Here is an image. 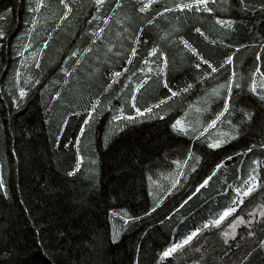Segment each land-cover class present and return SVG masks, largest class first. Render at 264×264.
I'll return each instance as SVG.
<instances>
[{"label":"trees","instance_id":"trees-1","mask_svg":"<svg viewBox=\"0 0 264 264\" xmlns=\"http://www.w3.org/2000/svg\"><path fill=\"white\" fill-rule=\"evenodd\" d=\"M182 2L186 0H153L140 12L141 5L149 0H119V4L105 0L101 11L95 13L100 19L89 26L87 20L92 16L86 13H94L95 5L92 0H75L73 11L58 26V17L63 14L58 0H45L48 7L38 14L27 11L29 0H0V11L5 7L12 9L10 19L0 21L7 32L0 40V179L5 184V189L0 190V262L156 264L158 253L168 243L201 225L211 213L228 206L234 193L226 190L229 185L242 183L250 169L257 167L253 160L262 162L257 171L264 177V148L260 147L264 143V100L261 99L264 90L261 94L250 91L251 73L257 64L264 73V47H261L264 12L260 11L264 0H248L254 11H241L239 0H228L227 4L224 0L215 3L210 0L209 6L214 9L211 14L164 12L165 8ZM33 15L38 17L35 25L31 22ZM216 18L232 21L231 28L216 24ZM150 19L151 25L147 23ZM97 28L103 32L92 45V33ZM49 32L51 37L47 35ZM137 32L149 43L138 45V55L126 65L127 74L105 93L110 71L122 70ZM44 40L49 41L47 47ZM181 40L215 66L228 55L233 56L234 64L213 74L203 84L195 83L190 93L153 109V114L164 116L163 120L159 115L149 118L146 114L138 117L137 123L112 121L110 124L112 116L119 115L121 109L124 116H135L131 108L132 88L145 76L147 83L135 93V103L140 108L155 104L168 94L161 80L167 79L176 88L195 82L197 75L203 74L192 67L196 57ZM108 46L113 47V53L107 52ZM153 46L167 54L163 75L156 71L159 61L147 57V50ZM86 47L91 51L80 56V64H75L76 58L70 53L82 52ZM115 52L122 55L117 57ZM257 53L262 59H257ZM146 57L154 61L149 65L153 71L138 72L143 67L141 60ZM35 60L40 61L39 69ZM61 67L70 75L64 76ZM233 71L236 76L231 95L232 115L226 113L215 129L209 131L215 135L219 130H227L222 122L227 119L238 123L242 119L241 108L253 114L252 120L242 126L237 140L215 152L194 142L197 154L202 157L200 165L195 172H187V179L181 177L177 188L165 195L170 181L162 176L173 173L176 166L172 161H183L188 145L193 143L174 133L171 123L185 117L186 112V119L199 120L205 125L214 119L228 94L227 88L220 85L225 84ZM16 72L21 73L19 79ZM132 73L135 76L128 81ZM28 76L34 78L32 83L39 79L40 84L25 85ZM259 81L258 75L256 84ZM235 84L240 87L236 88ZM17 87H24L28 93L19 108L10 106ZM121 88L124 91L117 96ZM211 89H219L220 96H212ZM57 92L58 98L51 99ZM97 97L101 104L96 111L101 114L80 144L74 146L81 118L73 113L83 114L85 106ZM197 108L201 111L197 112ZM77 152L82 157L81 167L68 176L76 167ZM226 155L232 156V160L225 161L209 185L193 196L199 182ZM157 201L159 207L145 216ZM261 202H264V185L246 198L234 215H245ZM125 212L142 219L125 225L121 218ZM226 226L225 223L223 227ZM251 230L254 235L247 237L248 229L241 226L237 231L245 239H238L240 247L233 244L230 250L219 240L218 232L205 230L194 244L202 246V254L178 252L163 264H192L193 259L201 260V255V264H264V250L258 247L264 239V222L254 223ZM115 233L119 235L113 243ZM249 252L253 255L244 260Z\"/></svg>","mask_w":264,"mask_h":264},{"label":"snow or ice","instance_id":"snow-or-ice-1","mask_svg":"<svg viewBox=\"0 0 264 264\" xmlns=\"http://www.w3.org/2000/svg\"><path fill=\"white\" fill-rule=\"evenodd\" d=\"M153 0H149V3H143L141 7L138 9L140 12H144L148 7L149 4L152 3ZM228 0H224V3L227 4ZM58 3L60 6H62L63 14L58 17V26L60 21H64L69 17V14L73 11L72 4L75 3V0H58ZM92 3L95 5L94 13L86 15H91L92 19L87 20V23L89 26L93 23V21L99 20L100 17L95 15V13H99L101 11V7L105 4V0H92ZM115 3L119 4V0H115ZM212 3H215V0H212ZM210 0H186V2L182 3H175L173 8H165L164 12H171V11H188V12H195V13H201L202 11L204 13H213L214 9L209 6ZM48 5L45 3V0H29V5L27 8V11L29 13H39L42 8H46ZM239 7L241 11H248V10H255V8L252 7L248 3V0H239ZM227 10V9H223ZM11 8L5 7L2 11H0V21H7L10 19L11 15ZM260 11L264 12V3H261ZM157 15H161V13H157ZM154 19V18H153ZM31 22L33 25L37 24L38 17L37 15H33L31 17ZM108 20L107 18L104 19V24H107ZM149 25L153 23V20L150 19L147 21ZM215 23L224 27L231 28L232 21L229 20H223L220 18L215 19ZM195 31L197 33H200L203 35L201 30L199 28H196ZM103 29L97 28L95 32L92 33V39L90 40V44L95 45L96 41L100 39V36L102 35ZM7 35V32L5 29L0 26V40H3L4 37ZM49 37L52 36V33H47ZM137 39H135L132 42L131 51L128 53L127 58L124 60V64L122 65L121 71H110L109 73V82L107 83L106 87H104V92H108L110 88L113 87L114 84H117L119 79L122 75H126L128 72V68L126 65H130L133 62V58L138 55V45L141 43L148 44L149 41L143 39V35L141 32H137L136 34ZM44 46L47 47L49 41L44 40L43 41ZM181 43L184 44V47L192 53L193 56L196 57V63L192 65L197 72H203L202 75H197L195 82H186L183 87H176L170 85V83L167 81V79L161 80L162 87L166 89L167 95L164 96L162 99H160L155 104H150L146 107L140 108L137 107L135 103V93L136 91L141 88L145 83H147L148 77L145 76V79L140 81V83L136 84L135 87L132 88V103L131 108L135 112V116L128 115L124 116L123 111L121 109V113L119 115H113L109 123L111 124L112 121H124L127 124H133L138 122V117H144L146 114L149 116V118H155L156 115H159L158 113L153 114V109H160L162 105H167L169 101H172L174 98H180L185 94H188L191 92V90L194 88L195 83L203 84L206 82L210 77L213 76V74H216L222 70L226 69V66L233 65L234 64V58L232 55L226 56V58L218 65L215 66L209 59L205 58L203 55H201L195 48H193L187 41L181 40ZM261 47H264L262 45ZM91 51L90 47H86L83 49L82 52L78 51H72L70 53L71 57H75V64H80V56H83L85 52ZM108 53H113V47L108 46L107 47ZM17 55H20L19 52H17ZM115 56L120 57L122 54L120 52H115ZM147 57H155L159 61V65L157 68V73L159 75H163L167 68V54L164 51H161L157 46H153L147 50ZM144 58L141 60V64L143 67L137 69L138 72H144L145 69L147 72H152V68L149 67L154 61L149 60L148 58ZM257 59H262L261 54L257 53ZM67 63V58H65ZM37 69L40 67V61L35 60L34 61ZM206 66V68H205ZM27 67V65H25ZM210 70V71H208ZM60 71L64 74V76H69L70 73L65 67H61ZM259 75L260 79V87L264 88V73H261V67L259 64L256 65L255 71L251 73L252 76V84L250 86V91L252 93H256V78ZM15 76L17 79L21 76L20 72H16ZM135 76V73H132V76L128 77V81L132 79V77ZM236 76V73L233 71L227 78L224 85H220L221 88L226 87L228 94L223 97V108L216 113L215 118L211 119L207 122V124L201 123L199 120H188L186 119L188 113H185V117L177 118L171 123V128L174 133L177 135H183L189 139V141L193 142L190 143L187 147V153L184 156L183 161L181 160H173L172 164H174L176 167L173 171V173L168 174L167 176H162L163 179H167L170 181V187L167 188L165 195L171 193L173 189L177 188L181 177L184 179H187V172H195L197 170V167L200 165L201 162V155L197 154L195 150V143L199 142L201 145H206V148L208 150H211L212 152H215L216 150H220L223 148V146L229 144L230 142L237 140L241 134L242 126L252 120L253 114L249 111H247L244 108L239 109V111L242 114V119L238 123H234L231 119H227L225 121H222L223 123H226L227 130H219L216 132L215 135H213L209 130L215 129L217 122L221 121V118L225 116L227 113L229 116L232 115V112L230 111V105H231V95H232V89H233V81ZM32 76H28L24 79V84L28 85L29 87H35L36 84H40L39 79H35L34 83ZM128 81H125V86L127 87ZM46 87V86H45ZM236 88H239V84H235ZM124 91V88L120 89V92L117 93V96L120 95ZM210 93L212 96L219 97L220 91L219 89H211ZM28 93L27 90L24 87H17L16 93L13 94L10 106H14L19 108L21 106V103L25 100ZM60 95L59 92L56 93L55 96H51V99H57ZM209 96V93H205V98ZM261 99L264 100V96H261ZM207 102V99L206 101ZM109 104H111V101H108ZM101 104L100 97L95 98L94 100H90L89 104L85 106L83 114L81 112H75L73 113L74 116L80 117L81 122L79 123V131L75 136L76 144L74 146H78L81 142L82 137L86 134L87 131L91 130L92 127L95 124V121L98 119L99 115L101 113H97V107ZM189 108H192V105H189ZM206 110V109H204ZM197 112L201 111V109L197 108ZM159 118L161 120L164 119L163 115H159ZM66 119V118H65ZM47 123V121H45ZM65 147H69L68 144H65ZM261 148H264V143L260 145ZM249 152L252 151L251 148L248 149ZM232 156L226 155L223 160H221L219 163L215 164V168L212 170V173L202 179L201 182H199L198 186L196 187V191L193 192V196L196 195L201 189L208 186L212 178L216 175V170L220 169L222 166L225 165V161L232 160ZM81 161L82 157L79 152H77L76 155V167L68 172V176H72L74 172L80 169L81 167ZM93 164L96 163L95 160L92 161ZM262 162L253 160L252 164L256 165L257 167ZM191 166L189 167V165ZM257 167H252L247 175L246 179H243L242 183L238 185H229V188L226 191H230L231 193H234L232 196L231 201L229 202L228 206L224 208L222 211L218 213H211L209 218L205 220L201 225L195 226L192 230L188 231L186 234L182 235L179 239H174L166 247L163 248L158 253V258L156 260V264H163V262H166L169 258L174 257V254H177L178 252H187L192 251L194 253H201L202 254V246L195 245V241L198 239V237L205 231H212L215 230L218 232L219 240L222 242L224 246H227L230 250L232 245L235 244L237 248L240 247V245L237 243V240H244L245 236L238 233V229L243 226L244 228H247V237H252L254 235V232L251 230V226L254 223L264 222V202L257 203L255 206H253L249 211L245 213V215H239L237 213L238 209H241V206L245 203V199L249 198L252 194L256 193L259 189H261L262 185H264V177L260 175V173L257 171ZM237 179H241L240 177H237ZM150 182L154 183V181L151 180V177H149ZM5 189V184L2 179H0V190ZM149 195H151V191L149 192ZM163 198L161 197L160 200ZM191 199V197H189ZM159 201L156 202L155 207L148 209L147 212L144 213L145 216L151 215L153 212H155L156 208L159 207ZM115 215V213H113ZM234 216V218H232ZM247 217V219L245 218ZM259 217L260 219L257 220L256 218ZM124 219L125 225L129 223L131 220H141L142 217L135 216L130 217L125 212L123 216L121 217ZM231 218V222H227L228 219ZM227 224L226 227H223L224 224ZM222 229V230H221ZM118 233L114 234L113 243L116 242L115 237L118 236ZM258 247L260 250H264V239L259 241ZM255 251V249L253 250ZM227 255V252L225 253ZM253 255V252H249L245 257L244 260H248L249 257ZM203 259V255H201V260ZM201 260L193 259L192 264H201ZM0 264H9L8 261L0 262Z\"/></svg>","mask_w":264,"mask_h":264},{"label":"crops","instance_id":"crops-1","mask_svg":"<svg viewBox=\"0 0 264 264\" xmlns=\"http://www.w3.org/2000/svg\"><path fill=\"white\" fill-rule=\"evenodd\" d=\"M264 88L260 87V81L256 84V91L257 93H263Z\"/></svg>","mask_w":264,"mask_h":264},{"label":"rangeland","instance_id":"rangeland-1","mask_svg":"<svg viewBox=\"0 0 264 264\" xmlns=\"http://www.w3.org/2000/svg\"><path fill=\"white\" fill-rule=\"evenodd\" d=\"M21 72V71H20Z\"/></svg>","mask_w":264,"mask_h":264}]
</instances>
